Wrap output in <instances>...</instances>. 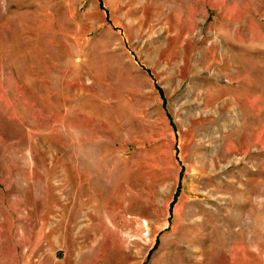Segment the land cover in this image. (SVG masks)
Returning <instances> with one entry per match:
<instances>
[{"label":"rangeland","instance_id":"1","mask_svg":"<svg viewBox=\"0 0 264 264\" xmlns=\"http://www.w3.org/2000/svg\"><path fill=\"white\" fill-rule=\"evenodd\" d=\"M0 264H264V0H0Z\"/></svg>","mask_w":264,"mask_h":264}]
</instances>
